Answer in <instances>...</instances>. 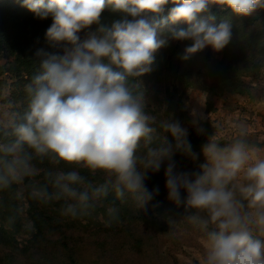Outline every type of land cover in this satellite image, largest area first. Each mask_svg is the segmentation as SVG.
Here are the masks:
<instances>
[{
	"label": "clouds",
	"instance_id": "9594fccd",
	"mask_svg": "<svg viewBox=\"0 0 264 264\" xmlns=\"http://www.w3.org/2000/svg\"><path fill=\"white\" fill-rule=\"evenodd\" d=\"M213 5L248 17L264 9V0H23L38 18L51 16L46 38L63 51L38 50L43 58L25 86L26 106L0 112V192L58 202L72 218L91 215L110 194L147 210L160 191L148 188V173L164 167L168 199L204 236L201 264H264V148L249 139L244 123L232 126L227 141L217 125L202 145L199 171H177V151L199 159L189 130L153 114L139 81L169 40L190 41L185 61L230 43L231 22L217 24ZM106 8L119 14L110 24L101 23ZM168 24L187 27L163 37ZM92 25L96 30L82 39ZM107 214L109 224L119 220L116 207Z\"/></svg>",
	"mask_w": 264,
	"mask_h": 264
},
{
	"label": "rangeland",
	"instance_id": "374dc122",
	"mask_svg": "<svg viewBox=\"0 0 264 264\" xmlns=\"http://www.w3.org/2000/svg\"><path fill=\"white\" fill-rule=\"evenodd\" d=\"M211 14L216 16L217 24L225 19L235 24L239 17L216 5L211 7ZM243 19L253 24L264 39V9ZM186 27L184 24L165 27L161 35L169 37L171 30ZM89 31H94L93 25L80 33L81 38H86ZM234 40L232 35L230 42ZM188 44L190 41L169 40L167 46H178L172 60L179 61L181 67L176 99L170 106H166L164 89L168 59L162 56L161 49L156 55L160 63L157 72L139 78L149 110L159 118L179 120L195 134H198L196 127L205 128L206 134H198L205 139L219 125L227 141L231 139L232 126L244 123L249 139L264 148V52L255 54L261 62L249 67L239 62L237 54H233L234 61L222 60L227 46L219 52L207 47L185 61L180 57ZM58 51L62 54L63 44ZM1 78L0 112L8 110L9 105L23 110L27 100L25 78L7 72ZM156 127L158 136L175 145L170 133ZM195 153L198 160L177 151L174 156L177 171H199L204 158L202 150ZM60 167L67 170L64 165ZM148 177V188L158 186L160 191L148 203L147 210L140 209L129 196L118 199L110 194L97 203L91 215L76 218L62 215L58 202L44 204L32 200L27 191L22 201L12 199L7 191L0 192V225L15 240L9 247L0 244V264H201L204 236L183 220L187 215L184 207L168 199L164 167L158 173L149 172ZM29 200L33 201L36 214L43 217L40 232L31 224ZM109 207L119 210V220L110 224ZM11 216L18 218L9 223Z\"/></svg>",
	"mask_w": 264,
	"mask_h": 264
},
{
	"label": "trees",
	"instance_id": "16d2710c",
	"mask_svg": "<svg viewBox=\"0 0 264 264\" xmlns=\"http://www.w3.org/2000/svg\"><path fill=\"white\" fill-rule=\"evenodd\" d=\"M118 18V13H113L110 8H106L101 15V23L110 24ZM51 23V16L43 20L38 18L23 6V0H0V90L3 86L1 77L4 72L16 78H25L26 83L31 81L43 58L37 55L38 50L43 49L48 53H59V45H54L46 38V30ZM176 25L168 24L166 27H175ZM231 25L232 35H235V40L227 45L228 50L225 51V56H223L222 60L227 61V63L234 61L236 56L234 57L233 54H237L239 62H245V66H252L254 62V64L256 62L260 63V59L257 60L254 55L264 52V39L260 38L259 33H256L253 24L244 21L243 17H238L235 24ZM96 28L97 25H93L94 31ZM177 48L178 46L176 45L172 48L165 47L161 49L162 56L168 59L167 69L164 74L166 106H170L177 95L181 67L179 61L174 62L172 60ZM242 53L248 54V56ZM2 60L3 63H1ZM227 63L225 62V65ZM159 64L158 60H156L151 73L157 72ZM188 138L191 141L193 152L202 150V145L207 140L191 131H189ZM173 141L175 142L174 138ZM28 205L32 211L30 214L31 224L35 227L36 232H40L43 217L34 211L33 201L29 200ZM15 217L18 218V216ZM14 241V236L9 235L4 227L0 225V244L9 247Z\"/></svg>",
	"mask_w": 264,
	"mask_h": 264
}]
</instances>
